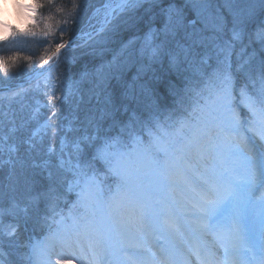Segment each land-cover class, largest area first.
Segmentation results:
<instances>
[{"label":"snow or ice","instance_id":"obj_1","mask_svg":"<svg viewBox=\"0 0 264 264\" xmlns=\"http://www.w3.org/2000/svg\"><path fill=\"white\" fill-rule=\"evenodd\" d=\"M224 8L231 28L222 11H210L208 0H99V6L83 0L81 13L88 14L79 37L67 45L58 41L53 52L79 48L80 56L95 63V71L81 72L65 94L64 100L71 97L75 105L67 130L62 118L55 129L49 118L18 136L14 114L0 112V171L7 166V187L23 193L20 203L13 200L19 211L9 213L14 223L5 226L0 211V247L9 236L16 238L10 245L26 249L17 260L0 259V264H50L43 249L64 230L61 201L83 209L86 227L97 209L118 200L136 202L132 181L138 159L150 158L165 170L174 138H183L203 114L212 115L220 130L239 142L245 168L239 179L210 174L197 192L194 216L200 229L231 243L222 258L213 253L207 264H264V194L259 203L254 200L264 189V58L233 59L236 45L244 52L245 36L251 40L250 23L258 22L255 35L264 50V19L258 21L264 0L243 5L224 0ZM82 19L78 14L77 23ZM0 30L16 34L3 21ZM30 221L48 227L43 241H18L21 222ZM64 239L71 242V232ZM81 257L88 264H108L107 250L98 252L92 243L81 249Z\"/></svg>","mask_w":264,"mask_h":264},{"label":"rangeland","instance_id":"obj_2","mask_svg":"<svg viewBox=\"0 0 264 264\" xmlns=\"http://www.w3.org/2000/svg\"><path fill=\"white\" fill-rule=\"evenodd\" d=\"M41 1L42 0H27V3H23V5L31 11L30 16L24 21L10 25V28L16 30V34L5 32V34L0 35V46H2V49H5L6 51L10 50L9 53L18 50L39 53L37 54V58L27 61L25 58H23L24 60H19V58L17 59V57L12 56L9 57V55L0 56V112H7L10 118L14 114L16 126L18 129H20V131L17 133L18 136H26L30 134V130H35V128L39 127L40 124H43L45 120H49V118H51L49 122L52 124L53 129H55L61 124V119L58 123H56L55 120L57 117L62 118L65 130H67L68 123L73 119L75 114V105H72V108H74L71 112V115L69 113V107L68 111H63L64 108L62 103L59 105V108L55 107V100L59 99V101H63L69 86L72 85L73 81L76 80L65 77L66 73H63L57 69L58 63L71 62L73 61L72 57L70 54H67L66 56L64 55L62 57L59 56V61H57V63H55V65L50 68L48 64L44 62H48L46 54L51 50V47L53 48L56 46L58 41H61V37L65 36V38H67L69 33L72 32L80 33V28L83 27L85 23H87L88 13H81L80 5L83 0H51V2L50 0H46V3L48 4L46 6V11L40 15V12H38V6H40L39 2ZM61 1L63 2L60 3ZM177 2L182 3V0H178ZM208 2L210 5V11L215 13L216 10L219 9L224 13V16L228 22V27L231 28V16L228 15L227 10L224 8V0H208ZM246 2L247 0H237V3L241 5L245 4ZM89 3H95L97 6H99V0H89ZM78 14H80L83 18L82 22L79 24L77 23ZM260 19H264V16L258 17V21ZM249 26L252 30L256 31L258 28V22L248 24L247 29L250 28ZM246 40L247 39L244 41V43L248 45L246 50L241 52V45L237 44L233 52V59L239 55L242 58L253 56L255 60H259V53L254 51L255 46L253 45L255 44L247 43ZM62 42L65 43L64 40ZM76 43H79V39L76 40ZM256 46L257 51H264L262 50L260 42ZM108 54L111 56H109V58L106 60H110L112 57L111 53ZM36 71L45 72H43L40 77L33 79L32 76L36 73ZM94 71L95 67L92 72ZM130 75L131 73H129V76ZM27 80H32L29 85H25L24 87L16 89L15 86L24 84ZM68 100L72 101V98L69 97ZM36 108H39L38 113L35 112ZM53 113H55V115H53ZM33 115L37 117L35 120L32 119ZM25 122H27V124H25ZM22 125H24V127H22ZM218 125L219 121L214 119L212 115L203 114L194 125L190 124L185 129L183 138L179 136L174 138L176 142L174 143V151L172 156L177 155L176 146L181 149L184 148L182 147L181 143H185L188 146L199 142L201 143V147L198 150V154L206 151L208 146L209 150L212 152L210 158L212 160V166L209 168L210 170L219 169L220 167L217 163V159L223 156L224 152L226 153L228 151V144L229 142L234 143V139L228 141V135L222 132ZM48 134L51 136L52 130H49ZM67 135L71 137L73 133L69 132ZM26 147L27 145H24L21 149L22 154L24 148ZM198 154L192 157L196 158V161H198L199 164L200 159ZM33 155L36 156L37 160L40 159L37 153L34 152ZM141 157L147 162L149 166H153V168L158 167L150 158L143 156ZM6 158L7 157L5 156V159ZM6 167L7 166H5L2 171H0V211L4 213L2 220L5 226L16 221V217L9 213L19 211V209L13 208V200H15L17 203H20L23 196L21 191L12 192L7 187L9 181L7 179V175L5 177ZM199 171L200 173L204 172V170L200 168ZM136 179L137 177L135 176L132 181V186L137 188L139 186L140 189H150L149 185H144L138 179ZM112 187H114V185ZM144 191L145 190L142 192ZM69 199H74V197H70ZM59 210H62V213L65 217H67V220L64 230H62L59 235L51 238L52 243L60 241L65 245V247L70 248L71 242L68 243L67 240L64 239L65 232L71 231L72 229L76 231L78 230L79 234L83 233L84 237H86L85 233L87 231L90 232V229L91 232H97V227L90 228L91 224L87 227L85 226L86 222L81 219L83 209L72 208L70 203L66 204L64 201H61L59 204ZM180 214L177 213L179 217H181ZM20 215L22 216L23 213L20 212ZM112 216L117 218L114 213ZM73 218H75V223ZM129 222L132 223V221ZM48 224L51 225V221H49ZM51 227L53 230L56 228L55 225H51ZM18 231L20 232L18 241H24L28 238H31L32 241H36L41 240L47 235L48 227L34 225L31 221L27 225H24L23 222H21ZM3 239V246L0 247V259L5 261L17 260L19 254L26 251L24 248L16 247L15 244H9V240L16 239L15 237L5 236ZM73 240L74 242L78 241V245L82 246V248L88 249V247H85L84 243L79 240L78 235H75ZM70 249L73 252L72 256L78 258L74 249ZM59 250L60 252H65V250L61 247H59Z\"/></svg>","mask_w":264,"mask_h":264},{"label":"bare ground","instance_id":"obj_3","mask_svg":"<svg viewBox=\"0 0 264 264\" xmlns=\"http://www.w3.org/2000/svg\"><path fill=\"white\" fill-rule=\"evenodd\" d=\"M25 2L27 3V0H0V21L9 26L13 23L24 21L31 14V11L23 5ZM3 34L5 32L0 30V35ZM232 139L234 138L227 136L228 141ZM234 143L239 144L235 139ZM181 145L184 148L181 149L176 146L177 155L171 156L165 170H161L160 167L153 168V166H149L142 157L138 159V168L135 176L142 184L150 185L151 187L148 195L152 201H148L149 206L143 213V216L148 221L147 217L150 216V209L152 210L153 208L158 218L162 221V226H160L165 230L166 234H174L177 231L181 233V225H179L181 221L173 210L181 212V216L186 220L187 224L197 229L198 237L203 242L202 244H204L201 246L211 254L216 252L219 253V257H223L225 247H231L230 240L214 231H202L200 229L199 222L194 216L197 212V192L203 180L210 174L214 176L227 174L233 179L242 177L245 174L243 158L237 152L238 147L234 146L233 143L230 145L229 142L228 151L224 152L225 155L223 154V156L217 159L220 168L210 170L212 166L211 156L201 155L199 157L198 150L201 147V143H193L188 146L185 143H181ZM197 154L200 158L199 163L202 165H199L196 158L192 157ZM199 168L203 169L204 172L200 173ZM169 174L171 175V179L167 178ZM132 188L136 193L137 200L139 198V189L134 186ZM263 191L264 189L256 191L254 200L257 203H259ZM162 194L166 195L167 198L165 199ZM160 199H164L165 202L160 203L162 202ZM131 203L127 200H118L117 208L115 205H111L110 208L97 209L95 220L91 223L90 227H97V232H91L90 229V232L87 231L85 233L86 237H84L83 233L79 234V240L88 246L90 243L94 244L98 252L104 253L107 250L108 258L110 255L114 259L112 260L113 264H137L131 257V254L144 251L142 237L134 231L135 226L129 223L122 215L123 210H126L129 206L132 207ZM152 203L153 205H151ZM163 207L167 209V212L163 210ZM113 213L117 218L112 216ZM137 220L140 221V218H137ZM68 232L72 234L70 248L74 249L78 258L73 257L72 250L65 247L63 243L60 241L52 243L51 239L45 242L46 246L43 249L44 258L50 260V264H88L87 260L82 261L79 249L77 252L76 247H78V243L73 240V237L77 235V231L72 229ZM44 239L45 237L41 241ZM67 242L69 243V241ZM105 242L108 245L110 244V249L105 247ZM119 244L125 247V251H129L130 255L127 256V260H120L124 255L123 251H120ZM59 247L64 249L65 252H60ZM83 250L87 251V248ZM251 256L252 253H249L250 258ZM143 259L147 258L144 257ZM152 262L155 264L154 259H150V262L146 264H152Z\"/></svg>","mask_w":264,"mask_h":264},{"label":"trees","instance_id":"obj_4","mask_svg":"<svg viewBox=\"0 0 264 264\" xmlns=\"http://www.w3.org/2000/svg\"><path fill=\"white\" fill-rule=\"evenodd\" d=\"M178 1V0H177ZM42 2V3H41ZM40 3V6H38V12H40V15L43 14V12L46 11V6L48 5L46 3V0H42ZM63 1H61L60 3H62ZM66 2V1H65ZM250 27V26H249ZM248 30V33L251 34V40L248 39V36L246 35L245 36V39L247 43H253L255 45V52H258L259 53V56L260 58H264V51L262 52L261 50L260 51H257V46L258 43L260 42L257 38H256V31L252 30L251 27ZM76 33H69V35L67 36V38H65V36L61 37V41L62 42L63 40L64 41H67L69 39H71ZM51 50L46 54V58L48 59V62H44L46 64H49L52 59H53V52L55 51V46L52 48H50ZM75 50V51H73ZM10 51V50H9ZM9 51H6L5 49H2V46H0V56H3V55H9L12 56V57H17V59L19 58V60H24L23 58L27 60H30V59H35L37 58V54H39L38 52L37 53H33V51H28L26 52L25 50H18V51H15V52H11L9 53ZM73 51V52H72ZM262 52V53H261ZM9 53V54H8ZM80 53V49L79 48H75V47H72L71 49H68L67 51H64L62 56H64L65 54H70V56L72 57V60L71 62H62V63H58V66H57V69H59V71H62L63 73H66L65 74V77H68V78H73V79H78L79 78V74L85 70L89 71V72H92L94 67H95V63L93 61H91V59L89 57H85V56H80L79 55ZM109 56H111L110 54H107L105 59H108ZM37 63V62H35ZM61 73V72H60ZM84 87H87V85H83ZM64 103L62 104L63 105V111H68V107H69V113L71 115V112L73 111V108H72V105L73 102L71 100H66L67 102H65V100H63ZM62 101H59V99L55 100V107H58L59 108V105L61 104ZM82 115V114H81ZM58 118H61V117H57V119L55 120L56 123H58L60 121V119ZM67 120V119H66ZM7 167H6V174H5V177L7 175Z\"/></svg>","mask_w":264,"mask_h":264},{"label":"water","instance_id":"obj_5","mask_svg":"<svg viewBox=\"0 0 264 264\" xmlns=\"http://www.w3.org/2000/svg\"><path fill=\"white\" fill-rule=\"evenodd\" d=\"M43 72H45V71H43ZM43 72H41V71H40V72H37L34 76L38 77V76H40ZM30 82H31V80H28L27 83H26V85L29 84ZM18 87H23V85L16 86V88H18Z\"/></svg>","mask_w":264,"mask_h":264}]
</instances>
